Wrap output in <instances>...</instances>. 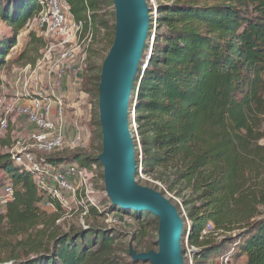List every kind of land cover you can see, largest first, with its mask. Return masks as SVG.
Returning a JSON list of instances; mask_svg holds the SVG:
<instances>
[{
    "label": "trees",
    "instance_id": "16d2710c",
    "mask_svg": "<svg viewBox=\"0 0 264 264\" xmlns=\"http://www.w3.org/2000/svg\"><path fill=\"white\" fill-rule=\"evenodd\" d=\"M68 2L76 19L89 17L95 28L112 29L106 39L108 50L115 38V23L109 25L101 12L112 7L113 1ZM36 4L37 0H0V19L12 30L10 35L0 34V69L12 61L10 51ZM158 12L149 62L142 77L140 65L130 101V106L136 105L137 164L141 147L145 173L161 184L148 185L162 186L163 193L182 198L191 221L187 229L183 217L185 236L198 248L194 264H207L231 245L237 246L234 259L246 255V264H264V214L253 213L257 207L253 174L260 166L257 142L264 118V0H161ZM152 28L151 23L143 62ZM102 63L87 68L82 83L83 92L90 96L96 92L98 101ZM93 125L102 152L97 110ZM131 130L135 135L132 126ZM93 160L71 153L47 156L43 162L86 167ZM0 170L8 174L14 188L13 199L0 213V227L4 224L10 236H29L21 252L26 257L12 254L7 264H133L127 261L131 256L126 240L131 235L118 228L88 225L42 234L38 226L47 224L49 215L42 209L43 194L31 172L17 166L10 153L1 156ZM89 210L97 216L111 212L133 216L141 230L139 236L131 237L135 249L151 250L143 237L149 219L157 220L150 213L111 203L101 211L94 206ZM209 222L222 231V237L210 233L201 238ZM121 246L127 257L117 261L113 255Z\"/></svg>",
    "mask_w": 264,
    "mask_h": 264
},
{
    "label": "built area",
    "instance_id": "2783aa9c",
    "mask_svg": "<svg viewBox=\"0 0 264 264\" xmlns=\"http://www.w3.org/2000/svg\"><path fill=\"white\" fill-rule=\"evenodd\" d=\"M160 1L148 0L152 6L150 18L153 28L148 52L141 65L139 77L143 76L149 62ZM37 5L40 6V10L28 19L27 24L36 25L38 32L58 38L60 42L58 45H46L44 54H41L37 62L25 66L17 78L21 89L20 93L8 97L0 91V134L8 130L11 118L15 120L22 118L34 127V131L29 136L19 135L15 139V150L12 151L15 164L31 172L35 184L43 194L42 208L46 211L61 213L62 219L74 217L79 210H74L75 206L70 203L71 195L74 199L78 196L88 197L89 202L84 209L79 210V216L84 221V217L90 212L89 207L94 206L98 211H101L95 203V198L91 195L93 193L92 179L94 176L97 177L94 164L86 167L77 163L54 166L39 162L36 159V152L52 153L62 148L67 142L65 103L63 98L54 92L61 89L63 80L69 74L77 78L84 71L89 43L94 34L93 23L89 17L76 19L71 12L68 0H37ZM45 82L53 91L52 94L43 93ZM76 83L77 79L72 81V84ZM130 113L131 126L135 130L134 136L138 138L134 103L130 106ZM72 144L76 148L84 146L81 129L77 130ZM137 166V179H146L141 147H139ZM2 174L0 177L2 180L0 213L5 212L14 193L11 178L5 172ZM184 218L187 229H189L191 221L187 215ZM210 233L222 237V231H217L212 222L207 223L201 238ZM182 246L185 248L188 264H194L193 254L198 248L189 244L188 236L182 237ZM236 251L237 246L231 245L225 254L219 256L216 264H233V254Z\"/></svg>",
    "mask_w": 264,
    "mask_h": 264
},
{
    "label": "water",
    "instance_id": "95a60500",
    "mask_svg": "<svg viewBox=\"0 0 264 264\" xmlns=\"http://www.w3.org/2000/svg\"><path fill=\"white\" fill-rule=\"evenodd\" d=\"M112 1L115 38L101 66L98 101L102 152L97 160L103 166L106 195L111 204L124 210L148 212L158 220L156 250L137 251L133 241L129 242L133 264H185L182 237L188 233L183 215L166 193L137 179L130 101L143 64L151 9L147 0Z\"/></svg>",
    "mask_w": 264,
    "mask_h": 264
},
{
    "label": "rangeland",
    "instance_id": "374dc122",
    "mask_svg": "<svg viewBox=\"0 0 264 264\" xmlns=\"http://www.w3.org/2000/svg\"><path fill=\"white\" fill-rule=\"evenodd\" d=\"M40 10V6L36 4L35 10L33 14H36ZM104 13V16L102 19H105L109 22V25H112L115 23V10L114 7H104L102 12ZM28 21V20H27ZM94 34L92 37V41L89 43L90 47L88 50V58L86 65L84 67V71L78 75V77L70 76V85L67 83H64L65 80L62 82V87L59 89V94L62 95V98L65 103L66 107V116H67V142L65 146L62 148L52 152V153H40L36 152V159L39 162H43L45 157H59L63 155H68L71 153H82L85 156H90L94 158V169L96 171L97 177L94 176L92 179L93 182V193L91 194L95 198L96 205L99 206L101 210L106 209L109 206L110 200L108 196L106 195L105 186H104V177H103V166L102 164L97 160V157L99 156L100 152V142L97 140L95 141V134L98 133V130H96V126L93 125V115L95 114L96 110L98 111V95L96 92L90 96H87V100L84 101V109L82 111V114L79 113V95L82 94L83 88L82 83L83 79L87 73V68L91 67H97L104 61L109 49L107 50L106 39H110L112 36V29H109L107 32H105L104 29L101 28H95L93 26ZM11 28L4 23L0 19V34H12ZM106 33V34H105ZM105 39V42H104ZM17 45L12 48L10 51L9 56L12 57V61L7 64V68L3 70V73L6 75V80L14 78V93H20L21 89L19 86V81L16 79L18 78L19 74L22 72V70L25 68L27 64H35L41 54L45 52L46 47L48 45H58L59 39L54 38L52 36H47L43 33L38 32L36 29V25H28L26 24L20 29V33L17 39ZM47 45V46H46ZM8 56V57H9ZM9 59V58H8ZM5 67V65H3ZM2 67V68H3ZM1 68V69H2ZM98 68V67H97ZM0 69V70H1ZM79 78V80H78ZM77 79V83L75 85L72 84V81ZM16 80V81H15ZM11 81V80H10ZM3 83H6L2 80ZM1 87V85H0ZM0 91L3 92L2 88H0ZM4 93V92H3ZM86 110V112H85ZM87 113V114H85ZM86 115V116H85ZM81 129V134L84 140V146L81 147H74L72 142L77 135V130ZM17 130V131H16ZM96 130V132H95ZM34 131V127L24 119H10V125L7 131L2 132L0 134V158L2 155L10 153L11 159L15 163L13 157H12V151L15 150V139L17 136H25L30 135ZM261 134L262 138L257 142V147H259V155L256 160L260 162V166L258 168V172L255 171V174H253V193H256L257 199L253 200L254 204L257 205V207H253V213L257 215H263L264 214V118L263 123L261 126ZM27 136V137H28ZM3 141V142H2ZM3 170H0V177ZM146 179H142V184L148 185V183H155L157 185H161L160 182H157L149 175L146 174ZM0 181H2L0 179ZM2 184V182L0 183ZM159 188H163L160 186ZM160 189V190H161ZM166 194L175 204H179L181 207V210L183 212V216L187 215V210L184 207L182 203V198L176 196L174 193H171L169 191H166ZM86 197V196H85ZM74 197L70 196V203L72 204L74 210H82L86 206V204L89 202L88 197ZM49 216L47 217V224H43L38 226V229H43L42 234H51V233H58V232H66L70 231L75 228H84L88 225H99L100 227L105 228H118L122 231L129 233V238L126 240V243L128 244L131 241V237L133 235L139 236V226L136 224L133 216L121 214L115 215L114 212L97 216L95 213L88 212L84 217V221L80 218L79 210L77 213H75L74 217L69 219H62L61 213H54L51 211H46L44 208H42ZM61 217V219H60ZM84 223V225H83ZM0 227V261L6 262V260L12 255V254H21L23 257H26L23 255L22 248L26 246L27 239H29L28 235H18V236H10V234L7 232L5 225ZM233 232H228L227 235L232 234ZM159 236V223L158 220H155L154 218L149 219V225L147 227V230L144 232L143 230V237L144 241L150 246L151 249H157V240ZM135 244V243H133ZM184 249V247H183ZM142 251V250H141ZM12 252V253H11ZM33 256V254H30ZM113 257L117 261L124 260L126 256V253L123 251V246L116 248L115 255ZM213 260H217L218 257H211ZM184 259L185 264L187 263L185 253H184ZM130 258H127V261H130ZM132 261V260H131ZM11 263V262H6ZM189 263V262H188ZM142 264V263H138ZM234 264H244V260H239L238 262H235Z\"/></svg>",
    "mask_w": 264,
    "mask_h": 264
},
{
    "label": "crops",
    "instance_id": "0c3cea01",
    "mask_svg": "<svg viewBox=\"0 0 264 264\" xmlns=\"http://www.w3.org/2000/svg\"><path fill=\"white\" fill-rule=\"evenodd\" d=\"M7 68V65H5V67H3L1 70H0V85H1V87L0 88H2V90H3V92H4V94L6 95V96H8V97H10V96H14L15 95V93H14V78L13 77H11L12 79H9V80H6L5 78H6V75L3 73V70H5ZM17 79V78H16ZM71 78H70V76H67V77H65V81H64V83H67L68 82V84H69V86H71L70 85V82L68 81V80H70ZM2 80L4 81V82H6V83H3L2 82ZM11 80V81H10ZM18 80V79H17ZM16 81V80H15ZM74 85V84H73ZM59 91L60 90H56L54 93L56 94V95H59V96H61L62 97V95H60L59 94ZM52 90L49 88V86L46 84V82H45V85H44V89H43V93H45V94H47V95H49V94H52ZM82 94H80L79 95V98H80V100H79V102H78V104H79V108H78V110H79V113L80 114H82V111H83V109H84V105H83V103H84V101L85 100H87V94L86 93H84V92H81ZM85 112H86V110H85ZM85 114H87V113H85ZM86 116V115H85ZM67 129H68V125H67ZM17 131V130H16ZM3 142V141H2ZM65 146V145H64ZM239 260H244V264H246V255H243V256H241L240 258H238V259H233V264L235 263V262H238ZM207 264H216V260H213L212 258H210L209 260H208V263Z\"/></svg>",
    "mask_w": 264,
    "mask_h": 264
},
{
    "label": "bare ground",
    "instance_id": "6f19581e",
    "mask_svg": "<svg viewBox=\"0 0 264 264\" xmlns=\"http://www.w3.org/2000/svg\"><path fill=\"white\" fill-rule=\"evenodd\" d=\"M147 5H148V7H150V9H151L150 12H152V6H151V4L148 2V0H147ZM150 12H149V14H150Z\"/></svg>",
    "mask_w": 264,
    "mask_h": 264
}]
</instances>
